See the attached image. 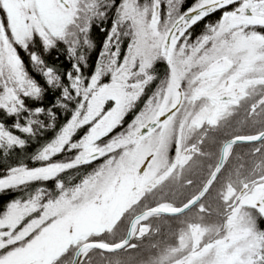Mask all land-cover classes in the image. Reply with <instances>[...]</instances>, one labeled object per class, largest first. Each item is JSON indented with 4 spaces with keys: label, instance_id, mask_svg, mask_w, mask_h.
Listing matches in <instances>:
<instances>
[{
    "label": "snow or ice",
    "instance_id": "6c2138e0",
    "mask_svg": "<svg viewBox=\"0 0 264 264\" xmlns=\"http://www.w3.org/2000/svg\"><path fill=\"white\" fill-rule=\"evenodd\" d=\"M5 195L0 264H264V0H0Z\"/></svg>",
    "mask_w": 264,
    "mask_h": 264
},
{
    "label": "trees",
    "instance_id": "16d2710c",
    "mask_svg": "<svg viewBox=\"0 0 264 264\" xmlns=\"http://www.w3.org/2000/svg\"><path fill=\"white\" fill-rule=\"evenodd\" d=\"M186 3H191V0H186ZM94 34H95V36H96L97 39H99L100 36L102 35L100 33H94ZM3 199H7V195H5L2 198H0V202H2Z\"/></svg>",
    "mask_w": 264,
    "mask_h": 264
}]
</instances>
